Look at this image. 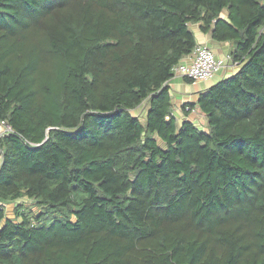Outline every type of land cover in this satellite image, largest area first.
Segmentation results:
<instances>
[{
  "label": "trees",
  "instance_id": "1",
  "mask_svg": "<svg viewBox=\"0 0 264 264\" xmlns=\"http://www.w3.org/2000/svg\"><path fill=\"white\" fill-rule=\"evenodd\" d=\"M194 24L238 65L205 128ZM2 120L0 264H264V0H0Z\"/></svg>",
  "mask_w": 264,
  "mask_h": 264
},
{
  "label": "crops",
  "instance_id": "2",
  "mask_svg": "<svg viewBox=\"0 0 264 264\" xmlns=\"http://www.w3.org/2000/svg\"><path fill=\"white\" fill-rule=\"evenodd\" d=\"M198 43H205L210 46L219 57H228L232 45L229 41H217L211 37L210 33H205L201 30L198 24L193 27ZM186 57V56H185ZM238 70V65L233 62H229V65L222 71L215 74L212 78L193 82L189 78L184 76L173 77L169 84L171 86L172 99L174 103V113L180 121L184 119L193 120L199 127L205 128L207 120L205 115L199 107H195L189 113L183 110L185 103L196 102L199 98L200 92L208 89L211 85L221 80L224 77ZM144 113V112H143ZM197 118L200 121H197ZM200 124V125H199Z\"/></svg>",
  "mask_w": 264,
  "mask_h": 264
},
{
  "label": "built area",
  "instance_id": "3",
  "mask_svg": "<svg viewBox=\"0 0 264 264\" xmlns=\"http://www.w3.org/2000/svg\"><path fill=\"white\" fill-rule=\"evenodd\" d=\"M230 61L232 62L230 55L219 57L207 44L197 43L191 54L174 65V77L184 76L193 82L207 80L226 68ZM11 130V126L5 120H2L0 133L4 134Z\"/></svg>",
  "mask_w": 264,
  "mask_h": 264
},
{
  "label": "rangeland",
  "instance_id": "4",
  "mask_svg": "<svg viewBox=\"0 0 264 264\" xmlns=\"http://www.w3.org/2000/svg\"><path fill=\"white\" fill-rule=\"evenodd\" d=\"M194 25L192 26V28L194 27ZM197 121H200V119L197 118ZM16 205H19V206L27 209L29 207H32V200L29 199L28 197H21V198L16 199L15 201H9L7 204H5L6 212H7L8 216H11V217L14 216V210H16L15 209Z\"/></svg>",
  "mask_w": 264,
  "mask_h": 264
}]
</instances>
